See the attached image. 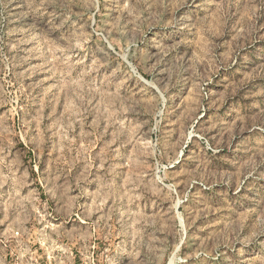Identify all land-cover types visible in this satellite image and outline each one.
<instances>
[{
	"label": "rangeland",
	"instance_id": "obj_1",
	"mask_svg": "<svg viewBox=\"0 0 264 264\" xmlns=\"http://www.w3.org/2000/svg\"><path fill=\"white\" fill-rule=\"evenodd\" d=\"M0 264H264V0H0Z\"/></svg>",
	"mask_w": 264,
	"mask_h": 264
}]
</instances>
